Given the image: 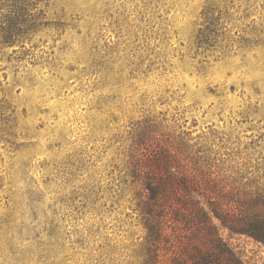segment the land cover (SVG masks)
I'll return each mask as SVG.
<instances>
[{"label":"rangeland","instance_id":"obj_1","mask_svg":"<svg viewBox=\"0 0 264 264\" xmlns=\"http://www.w3.org/2000/svg\"><path fill=\"white\" fill-rule=\"evenodd\" d=\"M33 1L0 40V264H169L148 262L135 149L264 194V0Z\"/></svg>","mask_w":264,"mask_h":264},{"label":"trees","instance_id":"obj_2","mask_svg":"<svg viewBox=\"0 0 264 264\" xmlns=\"http://www.w3.org/2000/svg\"><path fill=\"white\" fill-rule=\"evenodd\" d=\"M9 1L8 13L0 19V40L11 44L28 30L35 2ZM144 148L134 150L132 163L143 184L137 209L148 232V262L244 264L216 221L264 243V194L235 199L218 187L212 173L197 162H185L172 147L149 154Z\"/></svg>","mask_w":264,"mask_h":264}]
</instances>
